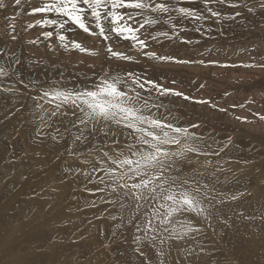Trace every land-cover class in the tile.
<instances>
[{
  "label": "rangeland",
  "instance_id": "rangeland-1",
  "mask_svg": "<svg viewBox=\"0 0 264 264\" xmlns=\"http://www.w3.org/2000/svg\"><path fill=\"white\" fill-rule=\"evenodd\" d=\"M247 2L255 9L253 13L244 7L212 5L225 14L241 12L242 16L234 21L184 20L186 30L180 31V37L191 43L163 37L149 41L148 51L190 61L204 60L203 65L151 60L130 41L113 36L105 42L98 35H89L69 24L66 28L72 30L65 31V35L78 38L90 51H98L97 56L91 55L93 62L86 65L76 61L79 50L71 49L70 41L65 42L69 44L65 49L55 35L51 40L44 39L42 32L55 31V26L25 30V22H34L41 14L28 15V5L22 2L23 11L16 16L20 9L12 0H3L7 7L0 9V65L11 67L10 62L19 59L16 80L29 86L25 88L17 82L18 92H0V264H144L145 258L135 251L133 228H116L120 222L112 221L107 211L116 214V208L101 202L100 196L106 194L85 191L86 181L78 174L79 170L91 171L97 164L96 157L101 154L94 152L92 146L104 138L93 140L90 136L87 145L74 143L77 129L72 127L71 122L76 120L70 114L72 110H67V116L49 118L54 103L39 101L43 107H37L42 88H92L106 71L134 72L184 92L193 99L171 95L157 98L156 102L165 106L160 111L170 113V118L180 125L200 124L194 131L211 136L217 147L227 143L228 137L233 138L231 146L219 157H213L223 169L215 187L228 197L237 195L238 199L218 205L212 220L203 225L205 235L198 239L207 251L201 255L200 264H264V121L256 115H264V69L219 66L250 63L253 57L255 63H264V10L259 7L260 0ZM40 3L41 0H32L31 6ZM178 6L202 9L199 2L191 0H181ZM12 10L14 15L9 16ZM8 22L15 24L16 40L10 38ZM196 27L201 31H195ZM164 30H169L167 25L148 28L150 32ZM32 40L37 43H30ZM120 43L124 44L123 49L118 46ZM108 45L133 60L109 58L105 51ZM201 84L205 87L200 88ZM199 99H210L217 107L194 102ZM241 104L243 108L232 107ZM219 108L228 110L221 112ZM41 117L47 121V127L42 125ZM236 117H246L247 121ZM42 127L44 131L38 138L37 129ZM53 136L57 139L53 140ZM127 136V131L120 130L115 139L123 145L129 143ZM73 151L85 156L73 155ZM83 160L91 163L83 164ZM69 167L71 174L67 172ZM98 186L87 184L88 188ZM92 200L98 206L88 203ZM145 251L149 252L147 258L152 264H158L154 250ZM179 257L174 249L169 264L180 260Z\"/></svg>",
  "mask_w": 264,
  "mask_h": 264
},
{
  "label": "snow or ice",
  "instance_id": "snow-or-ice-1",
  "mask_svg": "<svg viewBox=\"0 0 264 264\" xmlns=\"http://www.w3.org/2000/svg\"><path fill=\"white\" fill-rule=\"evenodd\" d=\"M22 2L28 5V15L41 14V18L34 22L26 21L25 30L37 26H55V31H43L42 36L48 40L55 35L62 48H69V44L65 43L68 37L64 32L72 30L66 28L71 24L84 33L98 35L105 42L113 36L130 41L148 59L183 65H203L205 61L158 55L147 50L149 41H158L163 37L191 43L180 37V31L186 30L183 27L184 20L199 22L214 19L221 22L234 21L242 16L238 11L225 14L212 5L244 7L249 13L255 11L247 0H191L192 3L199 2L202 9L178 6L181 0H41L39 6H31L32 0H13L20 9L15 13L16 16L23 11L20 8ZM5 7L7 5L0 0V9ZM259 7L264 10V0H260ZM161 24L167 25L169 30L148 31L149 27ZM7 27L12 31L10 38L16 40L15 24L8 22ZM194 30L200 32L201 28L196 27ZM29 42L37 43V40ZM70 46L81 53L98 55V51H90L76 40H72ZM105 51L109 58L133 60L123 52L114 51L110 45L106 46ZM252 60L250 63L219 66L264 69V63H255V57ZM10 64L11 67L0 65V92H18L16 83L24 84L23 80H16L15 66L20 64V60L15 59ZM208 64L219 62L208 61ZM4 80L8 83H3ZM28 86L24 84L25 88ZM203 87L205 85L201 84L200 88ZM169 95L184 100L193 99L182 91L164 87L134 72L112 74L106 71L92 88H42L38 99H34H37V107H43L39 101L54 103L55 109L49 118L67 116V110H72L70 114L76 117L71 122L72 127L77 129L74 143L87 145L90 136L93 140L100 136L104 138L92 146L94 152L101 154L96 157L97 164L92 166L91 171L79 170L78 174L86 181L85 191L92 195L106 194L100 196L101 202L116 208V214L107 210L112 221L120 222L115 225L116 228H133L135 251L145 258L144 264H152L145 248L154 250L158 264H169L174 249L181 259L175 260L173 264H200L201 255L207 251L198 239L205 235L203 225L212 220L218 205L238 199L237 195L228 197L215 187L219 182L218 173L223 169L218 166V161H213V157H219L231 146L233 138L228 137L227 143L217 147V141L211 136L206 137L194 131L201 127L200 124L180 125L174 122L170 113L160 111L165 106L156 102L157 98ZM194 102L217 107L210 99ZM232 107L243 108L244 105ZM218 110L226 112L228 109ZM256 115L264 121V115ZM236 119L247 121L246 117ZM41 122L44 127L48 126L43 117ZM120 130L127 131L129 143L122 145L120 140L115 139ZM43 131V127L37 129L38 138H41ZM56 132L59 134L60 130L56 129ZM52 139L56 140L57 137L53 136ZM73 154L85 155L74 151ZM81 163L89 164L91 161L83 160ZM67 172L72 173L70 167ZM87 184L99 186L88 188ZM88 203L93 207L98 206L95 200ZM222 222L228 223L227 220ZM182 244L188 246L181 247Z\"/></svg>",
  "mask_w": 264,
  "mask_h": 264
},
{
  "label": "bare ground",
  "instance_id": "bare-ground-1",
  "mask_svg": "<svg viewBox=\"0 0 264 264\" xmlns=\"http://www.w3.org/2000/svg\"><path fill=\"white\" fill-rule=\"evenodd\" d=\"M13 1V0H12ZM12 7V6H11ZM11 12V14H9V16H11L12 14H13V10L12 11H10ZM14 15V14H13ZM262 18H264L263 16H262ZM262 21V20H261ZM225 22V21H224ZM249 24V23H248ZM192 25V24H191ZM249 26V25H248ZM7 27V26H6ZM249 27H252V26H249ZM2 28V27H1ZM4 28V27H3ZM150 28V27H149ZM248 29V28H247ZM250 29V28H249ZM251 29H253V28H251ZM37 30H39V29H37ZM43 30V29H42ZM36 31V30H35ZM41 31V30H40ZM29 36V35H28ZM30 36H32L31 35V33H30ZM66 36L68 37V41L67 42H71L72 40H74L73 39V37L71 36V35H69V34H66ZM25 37V36H24ZM5 40H6V38H5ZM8 40H9V38H8ZM11 40V39H10ZM51 40V39H50ZM76 41H78V42H80L81 43V41L78 39V38H76L75 39ZM90 40H91V38H90ZM92 41V40H91ZM69 42V43H70ZM54 44V43H53ZM56 44V43H55ZM90 44V43H89ZM82 45H83V43H82ZM54 46V45H53ZM85 48H87L88 49V47L87 46H85V45H83ZM118 46H121V49H123V47H124V44L123 43H120ZM120 48V47H119ZM118 48V49H119ZM51 49H53V48H51ZM54 49H55V47H54ZM115 49H117V47H114L113 48V50L114 51H117V50H115ZM44 51V50H43ZM56 52V51H55ZM69 52V51H68ZM49 53V52H48ZM75 53V52H74ZM50 54V53H49ZM135 56V55H134ZM136 57V56H135ZM67 58V57H66ZM65 60H67V59H65ZM71 61V60H70ZM73 61V60H72ZM76 61L79 63V62H81V63H83V64H88V63H92L93 62V59L91 58V55H88L87 53H81V52H77L76 53ZM115 64H117V63H115ZM118 65V64H117ZM121 65V64H120ZM239 71V70H238ZM1 109V108H0ZM5 110V109H4ZM6 111V110H5ZM5 114V113H4ZM6 116H7V113H6ZM19 120H20V118H19ZM182 121V120H181ZM12 123V122H11ZM185 123V122H184ZM185 125V124H184ZM14 126V125H13ZM238 126V125H237ZM16 126H14V128H15ZM20 128V127H19ZM19 130H21V129H19ZM17 132H19V131H17ZM23 132V131H22ZM199 133H200V130H199ZM27 148V147H26ZM73 150V149H72ZM28 151H29V148H28ZM37 153V152H36ZM25 154V153H24ZM88 154V153H87ZM74 155V154H73ZM89 155V154H88ZM85 156V155H84ZM28 158V157H27ZM36 159V158H35ZM258 161V160H257ZM10 162V161H9ZM234 166V165H233ZM238 166V165H237ZM245 167V166H244ZM238 168H240L239 166H238ZM237 168V169H238ZM254 168V167H253ZM42 171H45V170H42ZM44 177H46V176H44ZM262 182V181H261ZM51 190H53V189H51ZM258 196V195H257ZM262 197V196H261ZM262 199H263V197H262ZM253 201V200H252ZM254 202V201H253ZM261 202V201H260ZM219 210V209H218ZM224 211V210H223ZM222 212V211H221ZM239 216V215H238ZM231 219V218H230ZM70 221V220H69ZM249 223V222H248ZM249 225V224H248ZM247 226V225H246ZM252 226V225H251ZM67 227V226H66ZM232 227V226H231ZM234 227V226H233ZM240 227V226H239ZM68 228V227H67ZM243 229V228H242ZM250 229V228H249ZM248 230V229H247ZM233 231V230H232ZM250 231H251V229H250ZM234 232V231H233ZM237 234V233H236ZM264 252V251H263ZM149 253V252H148ZM261 254H262V252H261ZM176 255V254H175ZM177 256V255H176ZM180 258V257H179ZM172 262H173V260H172ZM262 263V262H261Z\"/></svg>",
  "mask_w": 264,
  "mask_h": 264
}]
</instances>
